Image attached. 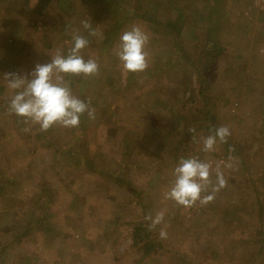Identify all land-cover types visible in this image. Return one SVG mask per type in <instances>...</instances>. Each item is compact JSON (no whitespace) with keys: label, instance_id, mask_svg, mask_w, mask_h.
I'll use <instances>...</instances> for the list:
<instances>
[{"label":"rangeland","instance_id":"rangeland-1","mask_svg":"<svg viewBox=\"0 0 264 264\" xmlns=\"http://www.w3.org/2000/svg\"><path fill=\"white\" fill-rule=\"evenodd\" d=\"M40 1L0 0V264H264V0ZM133 24L151 34L149 67L124 74L116 52ZM73 32L100 71L66 80L96 118L26 133L4 75L67 54ZM212 45L224 53L199 57ZM225 125L227 143L203 152L200 137ZM190 156L234 157L204 206L164 198Z\"/></svg>","mask_w":264,"mask_h":264},{"label":"clouds","instance_id":"clouds-1","mask_svg":"<svg viewBox=\"0 0 264 264\" xmlns=\"http://www.w3.org/2000/svg\"><path fill=\"white\" fill-rule=\"evenodd\" d=\"M90 36L98 35L88 20L81 22ZM151 34L141 24H133L123 31L119 37V48L116 52L119 67L124 74L144 73L149 67V51ZM73 46L65 54L57 50L50 62L37 63L34 69L26 74L15 72L4 75L13 95L9 101V111L22 118L27 133L32 125L40 131L53 127H79L80 118L87 114L90 120L96 118V109L90 101L85 102L73 94L66 77H91L99 74L100 67L95 58L85 59L82 50L89 46L90 41L79 32L72 34ZM194 133L195 129H189ZM231 135L228 126L210 128L206 136H201L202 151L213 152L217 143H227ZM234 157L229 156L228 162H219L213 166L211 161L201 160L198 156L181 158L174 169V181L164 193L166 200H172L179 206H204L214 201L216 194L228 184L222 168L231 169ZM215 175V182L212 176ZM165 212L159 211L152 216H145L150 221L149 229L161 225ZM159 236L166 239V226L160 229Z\"/></svg>","mask_w":264,"mask_h":264},{"label":"trees","instance_id":"trees-1","mask_svg":"<svg viewBox=\"0 0 264 264\" xmlns=\"http://www.w3.org/2000/svg\"><path fill=\"white\" fill-rule=\"evenodd\" d=\"M49 2L50 0H41L40 1V4L42 3L41 5V8L42 9H46L49 5ZM139 17V16H138ZM146 17V16H145ZM146 19L148 20V22H153L152 19H150V17H146ZM167 27H171L173 29L174 32H178L179 30L174 26V23H171V21H168L167 22ZM224 49L223 48H218L216 47L215 45H212V47H208V46H205L203 47V50L201 51V53H199V57H203L204 60L208 61V60H211V58L213 56H215L216 54L218 56H221L224 52ZM206 66V65H205ZM197 68L201 67V64L200 65H196ZM260 235H262V238H264V232H260ZM134 240L138 243L140 242V239L138 238V235H135L134 236ZM144 240V239H143ZM264 240V239H263ZM150 246V245H148ZM150 251V247H147L146 249V252H149ZM206 264V263H205Z\"/></svg>","mask_w":264,"mask_h":264}]
</instances>
